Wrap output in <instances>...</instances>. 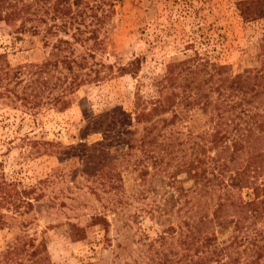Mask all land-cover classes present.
I'll return each instance as SVG.
<instances>
[{
  "label": "rangeland",
  "instance_id": "obj_1",
  "mask_svg": "<svg viewBox=\"0 0 264 264\" xmlns=\"http://www.w3.org/2000/svg\"><path fill=\"white\" fill-rule=\"evenodd\" d=\"M238 1L18 0L27 12L0 19V264H264V191L227 230L202 221L195 234L201 203L189 217L170 183L192 184L174 171L193 157L199 170L218 107L228 115L214 65L230 77L260 65L264 17L244 21ZM257 90L247 105L262 113ZM171 92L176 118L135 121L136 94L148 109ZM252 145L236 165L255 161L258 183L264 138Z\"/></svg>",
  "mask_w": 264,
  "mask_h": 264
},
{
  "label": "trees",
  "instance_id": "obj_2",
  "mask_svg": "<svg viewBox=\"0 0 264 264\" xmlns=\"http://www.w3.org/2000/svg\"><path fill=\"white\" fill-rule=\"evenodd\" d=\"M22 1V0H19ZM77 2L78 0H74ZM11 2V3H10ZM18 0H0V19L4 17H20L27 12L29 4H22L17 6ZM239 16L244 21H249L257 18L264 17V0H240L237 3ZM5 9V10H4ZM22 23V21H21ZM31 33H36L35 29L30 30ZM262 58L259 67L251 74H234L233 76L223 75L227 69L226 65H214L215 71L220 75L219 84L222 86L218 90L219 100L222 102H229L227 106L224 105L228 111V115L223 118V110H219L215 113L217 119L205 132L204 145L200 146L203 159H199L200 168L196 170L195 159L189 158L178 164L177 169L174 172H185L186 176L191 180V185L185 189L179 183L177 179L172 177L174 189L178 194L192 198L190 193L199 192L204 195V199L196 200V205L192 200H185L186 213L189 217H192L200 209L199 203L202 206V212L198 214V222L200 224L194 225V231L198 233L203 231V222L211 221L217 225L222 231L227 230L231 223L236 222L239 217L243 218L247 215L248 207L255 202L258 203L261 196V192L264 191V179L257 183V170L258 164L255 161L247 160L245 163L237 164L238 154L246 148L253 147L252 142L258 138H264V106L263 112L258 113L252 111L247 105L250 99L254 98L259 92L257 86L260 89H264V41L262 43ZM66 68L71 67L69 60H64ZM138 59L132 61L135 65ZM80 66V62L77 63ZM123 70V69H122ZM77 76V75H76ZM251 80V82H250ZM84 81V78L79 77L73 82V87L79 85ZM67 85H65L66 87ZM63 87L62 90L65 88ZM248 94V97H246ZM174 92L169 94H163L154 99L148 109L142 106L143 101L136 94L134 100V112L135 121L142 122L143 120L150 119L152 116H158L167 111L173 112L172 115L163 122L172 121L176 118L177 113L172 107L177 104V101L173 99ZM188 103L190 100L186 99ZM59 108L65 107V100L59 99ZM201 112H206V105L199 106ZM244 123V125H242ZM213 150L214 154L211 156L209 151ZM264 151V150H263ZM250 155V159H254L256 154ZM249 158V157H248ZM258 158V153L257 157ZM255 160V159H254ZM177 183V184H176ZM250 188L252 191V199H244L238 192L242 188ZM213 195V197H212ZM210 199V202H207ZM190 202H192L190 204ZM188 204V205H187ZM196 207V210H194ZM166 211V209H165ZM164 211V212H165ZM159 216V215H158ZM159 218V217H158ZM93 222H105L100 216L93 218ZM185 222L191 225V221ZM197 224V223H196ZM173 227H164L162 232L172 230ZM207 234V233H206ZM204 239H208L209 236L204 235ZM202 245L210 246L211 243L201 242ZM215 247V245H212ZM13 251V247L11 248ZM11 252V251H10ZM9 252V253H10ZM14 252V251H13ZM35 251H31L30 255L35 256ZM258 254L255 259L259 257ZM212 264H226L222 259H214ZM22 264V263H19ZM28 264H51L43 256L39 258L33 257ZM187 264H197L190 258L187 260Z\"/></svg>",
  "mask_w": 264,
  "mask_h": 264
}]
</instances>
